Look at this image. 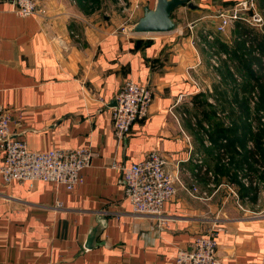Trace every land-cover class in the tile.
<instances>
[{
	"label": "crops",
	"instance_id": "obj_1",
	"mask_svg": "<svg viewBox=\"0 0 264 264\" xmlns=\"http://www.w3.org/2000/svg\"><path fill=\"white\" fill-rule=\"evenodd\" d=\"M191 1L198 7L187 10L193 20L177 21L178 8L174 31L125 35L121 28L156 0H129L141 7L130 25L115 4L99 21L85 14L92 10L88 0H40L45 14L29 17L0 0V106L11 115L12 137L31 151L82 148L92 154L71 191L52 182L4 184L0 176V264H173L177 250L190 249L209 231L216 235L219 264H264V188L255 201L250 189L231 199L230 119L204 115L205 107L228 101L231 26L216 32L217 14L237 0ZM212 54L220 57L212 71L219 81L211 80ZM126 80L148 86L153 99L146 119L117 141L110 103ZM216 126L227 135L215 137ZM242 135L235 138L248 150L252 136ZM240 149L232 152L240 157ZM153 150L182 184H195L208 199L176 184L160 218L134 215L114 164L129 166ZM224 155L229 161L222 165ZM3 157L0 151V167ZM261 179L264 185V172ZM99 222L103 229L87 249Z\"/></svg>",
	"mask_w": 264,
	"mask_h": 264
},
{
	"label": "built area",
	"instance_id": "obj_2",
	"mask_svg": "<svg viewBox=\"0 0 264 264\" xmlns=\"http://www.w3.org/2000/svg\"><path fill=\"white\" fill-rule=\"evenodd\" d=\"M5 1L11 4L13 12L20 17L45 14V10L40 8V0ZM138 9L137 3L128 8L130 17ZM217 19L218 33H223L233 21H243L256 28H261L264 24V16L257 12L253 0L237 2L229 12H219ZM132 26L122 27V33L131 34ZM207 39L212 40L213 37L209 36ZM210 62L211 68H218L220 57L212 54ZM152 99L153 93L148 86L139 85L132 80L123 83L114 97L115 105L111 107L112 127L117 141L124 140L134 124L146 119ZM10 120L9 111L0 106V151L4 154L0 176L4 184L12 181L29 184L52 182L71 191L82 182L81 172L89 167L92 155L89 150L76 148L31 151L23 141L12 137L9 130ZM228 161L229 156L224 155L220 163L225 165ZM167 164V158L156 150L151 151L145 159L129 166L120 167L114 164L121 173L125 198L134 215L160 218L163 205L176 195V184L193 198L208 199L207 193L198 189L195 184L191 187L182 184L178 176L167 168ZM242 182L249 185L246 179ZM234 195L237 201L238 196L236 193ZM173 264H219L216 235L209 231L194 238L190 249L177 250Z\"/></svg>",
	"mask_w": 264,
	"mask_h": 264
},
{
	"label": "rangeland",
	"instance_id": "obj_3",
	"mask_svg": "<svg viewBox=\"0 0 264 264\" xmlns=\"http://www.w3.org/2000/svg\"><path fill=\"white\" fill-rule=\"evenodd\" d=\"M88 1L91 3L90 6L92 10L87 9L85 11V14L88 16L91 15L90 17H94L99 21H102L104 16H106V19L109 18V15H111V9L113 8L114 4V8L117 9V13L124 15L125 21L127 19V25H130L135 19V14L130 17V11L128 10V8H132L134 4L130 6L129 0ZM240 1L242 0H237V2ZM253 1L255 3L257 12L264 16V0ZM137 4L139 6V11L141 7L139 3ZM96 5L100 6L101 9L95 10L94 8L96 7ZM124 8L127 10H124ZM178 10L179 11H176V13H174V17L177 21H179L180 23H187L193 20V15L191 16L190 14H188V9L185 6H182ZM237 24L238 21H233V23L231 24V73H233V76L231 75V89L230 91H228L229 96L226 97V100L228 101H226L227 103L223 105L221 104V100H219V103H216V106L213 105L211 107H205V111L213 113L215 112L216 119L219 121H221L220 116H222V119L228 117L230 119L229 123L231 124L230 129H235V131L240 135L244 132H246V135L250 133L249 136H252L250 138L251 143L247 144V146L250 147V150H256V144H258L259 148L261 144H263L262 148L264 149V89L261 90V88L258 86L259 82L263 83L264 85V54H262L260 50L261 48L259 47L260 44L264 43V24L261 28L251 27L249 25H247L246 27L241 25V27L244 28L243 30L241 29V31H244L242 33L244 35H238V32L235 31L237 28ZM243 39L245 40L244 44H242ZM251 39H253L254 41H251ZM211 51L212 50H210V52ZM241 58L244 59L245 63ZM220 66L221 65L219 64V67ZM210 67L209 69L212 73L211 80L219 81V79L216 78V74L212 72L216 68ZM244 78L246 82H248L247 79H249V82L251 83L249 91L247 92L245 89L244 91L242 87V84H245ZM211 80L208 81L207 85L211 84ZM208 96H210V94H208ZM209 114L211 115V113ZM218 114L220 116H218ZM209 127L210 130L214 128L213 125ZM240 150L242 153L243 150ZM258 156L259 155H257V158L259 159ZM240 157H238L236 153L232 152L231 150V199L235 196V193L238 196L239 193L242 195V189L239 188L240 186L238 185H243V179H246L248 183L250 181L248 177V171L246 172V170H244V166L242 167L239 163ZM255 168L256 172L253 177V184L256 187L258 193L259 190L261 191L264 188L263 183H261V173L264 171H261L260 168ZM234 177L236 178V180H238V182L234 181Z\"/></svg>",
	"mask_w": 264,
	"mask_h": 264
},
{
	"label": "water",
	"instance_id": "obj_4",
	"mask_svg": "<svg viewBox=\"0 0 264 264\" xmlns=\"http://www.w3.org/2000/svg\"><path fill=\"white\" fill-rule=\"evenodd\" d=\"M185 6L189 10H196L198 7L190 0H156L155 7L150 9L148 6L143 7V15L132 26L133 34H162L170 33L177 27V22L172 19L173 11ZM114 100L110 107L114 106ZM103 229L102 223L93 228L87 238L85 248L91 249L97 237Z\"/></svg>",
	"mask_w": 264,
	"mask_h": 264
},
{
	"label": "trees",
	"instance_id": "obj_5",
	"mask_svg": "<svg viewBox=\"0 0 264 264\" xmlns=\"http://www.w3.org/2000/svg\"><path fill=\"white\" fill-rule=\"evenodd\" d=\"M241 25L247 27V24H244V22L238 21V24L236 25L237 28L235 30L236 32H238V35H244V34H242L244 31H241V29L243 30L244 28H242ZM252 40L253 39H251V41ZM244 42H245V40L243 39L242 40V44H244ZM259 47L261 48L260 50H261L262 54H264V43L260 44ZM242 61L245 63L244 59H242ZM231 75L233 76V73H231ZM232 81H233V79H232ZM244 81H245V84H242V87H243V90L245 89L246 92H247V91H249V87L251 86V83L249 82V79H247L248 82H246V80L244 78ZM258 86L261 88V90L264 89L263 83L259 82ZM247 87H248V89H247ZM209 113L214 114L215 112L213 113V112H206L205 111L204 112V115L205 116L210 115ZM227 132L228 131L226 129H223V127L220 126V127H217L215 129L214 134H215V137H222V136L227 135ZM236 134H237V132L235 131V129L234 130H231V150L233 151L235 149L236 145H238V144L244 150L246 147H245V145L243 143V140L242 139L239 140V138L236 139L235 138ZM248 134H250V133H248ZM245 135H246V132L243 133L242 138ZM237 140H239V141L235 144V141H237ZM260 148H261V146H260ZM255 149L256 150H250V149L244 150L243 151V154L241 155L242 157L239 160L240 165L242 167L244 166L246 172L248 171V177L250 179V181H249V184H250L249 187H244V185H242V184H239V186H240L241 189H250L252 191V196L250 197V199L252 201H255V199H256V193H257L256 187L253 185V180H254L253 177H254L255 172H256V168L255 167L256 166H261V167L264 168V160L262 158L261 159L260 158L259 159L257 158V155H259V154H257V153H259L258 152V150H259L258 144H256V148ZM234 181L235 182H238V180H236L235 177H234Z\"/></svg>",
	"mask_w": 264,
	"mask_h": 264
}]
</instances>
